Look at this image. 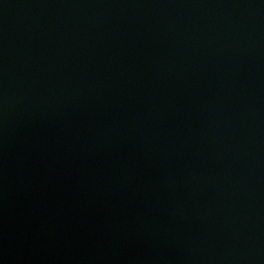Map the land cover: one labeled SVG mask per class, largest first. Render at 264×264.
Segmentation results:
<instances>
[{"label": "water", "instance_id": "95a60500", "mask_svg": "<svg viewBox=\"0 0 264 264\" xmlns=\"http://www.w3.org/2000/svg\"><path fill=\"white\" fill-rule=\"evenodd\" d=\"M0 264H264V0H0Z\"/></svg>", "mask_w": 264, "mask_h": 264}]
</instances>
